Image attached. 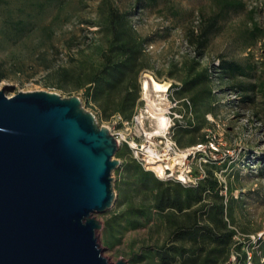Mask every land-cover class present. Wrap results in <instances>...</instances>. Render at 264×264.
I'll use <instances>...</instances> for the list:
<instances>
[{
  "label": "rangeland",
  "instance_id": "obj_1",
  "mask_svg": "<svg viewBox=\"0 0 264 264\" xmlns=\"http://www.w3.org/2000/svg\"><path fill=\"white\" fill-rule=\"evenodd\" d=\"M242 1L244 9L220 16L207 41L202 42L200 36L209 18L218 12L216 0H108L121 11H131L136 31L147 39L151 66L140 76L142 104L171 111L175 117L171 133L176 141H183L177 142L180 148L206 138V151L190 156L187 168L197 175L214 172L224 186L223 194L235 200L233 224L240 239L247 242L250 235L262 234L256 243L245 246L253 248L256 264H264V0ZM103 2L0 0V91L8 96L37 90L78 96L100 126L124 130L125 125H119L116 118L100 116L87 102L83 89H73V83L59 87L55 72L83 55L98 57L102 33L90 22L99 17ZM219 61L236 62L243 71L223 77L215 68ZM192 66L196 72L208 69L211 74L208 88L203 80L200 82L202 100L196 104L194 92L185 95L186 101L180 99V89L171 88L173 83L182 86ZM151 76L161 83L168 81L170 86L157 89ZM244 94L251 99L241 98ZM160 112L151 111L154 117L144 119L148 132L161 131ZM166 143L163 139L162 144ZM126 144L119 148L126 150L125 158H136ZM125 158L116 153L113 156L119 160L111 172L115 198L109 208L94 213L102 223L97 237L110 264L119 259L127 264H146L137 262L140 248L161 243L167 228L159 223L155 212L149 213L148 221L140 218L142 225L134 221L139 216L130 215L131 207L149 206L151 195L134 170L126 169ZM154 176L168 180L155 172Z\"/></svg>",
  "mask_w": 264,
  "mask_h": 264
},
{
  "label": "water",
  "instance_id": "obj_2",
  "mask_svg": "<svg viewBox=\"0 0 264 264\" xmlns=\"http://www.w3.org/2000/svg\"><path fill=\"white\" fill-rule=\"evenodd\" d=\"M119 148L78 96L1 90L0 264H110L94 213L115 198Z\"/></svg>",
  "mask_w": 264,
  "mask_h": 264
},
{
  "label": "trees",
  "instance_id": "obj_3",
  "mask_svg": "<svg viewBox=\"0 0 264 264\" xmlns=\"http://www.w3.org/2000/svg\"><path fill=\"white\" fill-rule=\"evenodd\" d=\"M216 3L218 12L209 18L200 36L202 42L207 41V36L215 29L220 16L245 7L242 0H216ZM132 17L131 11H121L104 0L99 8V17L90 22L102 33L101 41L97 44L98 57L89 59L83 55L70 66H61L55 71L59 87L67 88L69 83H73V89H83L87 102L105 119L120 115L123 120H130L143 103L140 76L150 68L151 63L146 52L147 39L136 31ZM252 35L255 37L256 32ZM215 68L220 69L223 77L243 71L241 65L233 61H219ZM202 80L208 88L211 81L208 69L196 72L195 66H192L182 86L173 83L171 88L180 89V99L194 92L192 99L196 104L202 100L198 91ZM208 92L213 94L210 88ZM241 98L251 99L248 94ZM118 124L122 125V120ZM176 142L183 144L181 139ZM207 142L203 137L198 143ZM126 153L123 149L116 152L124 158ZM124 163L128 171L134 170L151 195L149 206L131 207L130 215L139 216L134 221L142 225L144 222L140 218L148 221L149 213L155 212L159 223L167 228V236L161 243L147 244L140 248L138 263L225 264L233 251L242 252L245 244L251 243L250 239L244 242L235 238L238 233L232 216L235 200L233 197L226 198L222 192L224 186L214 172H205L195 185H184L171 179H158L152 170L146 169L132 156L126 157Z\"/></svg>",
  "mask_w": 264,
  "mask_h": 264
},
{
  "label": "built area",
  "instance_id": "obj_4",
  "mask_svg": "<svg viewBox=\"0 0 264 264\" xmlns=\"http://www.w3.org/2000/svg\"><path fill=\"white\" fill-rule=\"evenodd\" d=\"M219 64V62H218ZM142 101L144 98L141 96ZM176 104V103H175ZM161 113L168 119L167 126H161V131L148 132L144 127V119L148 116L154 117L151 113ZM170 110L160 109L147 103L142 104L134 113L130 120H123L120 115L114 116L116 121L122 120L125 125L124 130L111 131L117 140L122 143H127L137 160L146 168L159 174L154 166H161L162 174H159L163 178L176 179L184 185H195L198 180L204 175L192 174L189 157H194L198 152L202 154L206 151L208 143H197L185 149L178 146L177 142L173 138L171 132L175 125V117L170 115ZM163 139L168 143L162 144ZM174 158L176 161L174 162ZM178 172V174H176ZM262 234H252L249 236L251 243H256L261 239ZM240 240L239 232L236 237ZM264 261V257H263ZM225 264H256L254 258V250L249 245L243 247L242 252L233 251L230 259Z\"/></svg>",
  "mask_w": 264,
  "mask_h": 264
},
{
  "label": "bare ground",
  "instance_id": "obj_5",
  "mask_svg": "<svg viewBox=\"0 0 264 264\" xmlns=\"http://www.w3.org/2000/svg\"><path fill=\"white\" fill-rule=\"evenodd\" d=\"M151 79L153 80V83H154V86L157 88V89H162V90H166V88L168 86H170V83L168 81H166L165 83H161V82H158L155 78H153L151 76ZM149 86V83L148 81L145 82V88H147ZM150 105L152 106L153 108V105L150 103ZM154 113V112H153ZM155 114V113H154ZM159 118H160V122L162 124V126H167L168 124V119L163 116V114H159L157 115ZM176 161V159L174 158V162ZM154 169L157 170V172H159V174H162V169H161V166H154Z\"/></svg>",
  "mask_w": 264,
  "mask_h": 264
}]
</instances>
